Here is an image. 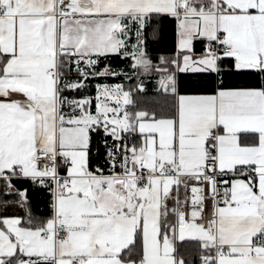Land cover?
<instances>
[{
  "label": "snow or ice",
  "instance_id": "obj_1",
  "mask_svg": "<svg viewBox=\"0 0 264 264\" xmlns=\"http://www.w3.org/2000/svg\"><path fill=\"white\" fill-rule=\"evenodd\" d=\"M0 264H264V0H0Z\"/></svg>",
  "mask_w": 264,
  "mask_h": 264
},
{
  "label": "trees",
  "instance_id": "obj_2",
  "mask_svg": "<svg viewBox=\"0 0 264 264\" xmlns=\"http://www.w3.org/2000/svg\"><path fill=\"white\" fill-rule=\"evenodd\" d=\"M171 46V45H169ZM165 54H171V53H157V55H165ZM118 64H120L121 67H123L127 62H120L116 61ZM145 83H146V91L144 93L138 94L139 99V106L140 107H151L153 106L157 101H159L160 96L159 93L156 91V79L153 76L145 77ZM96 82H102V83H119L122 82L119 78H112L109 80H100V81H92V83ZM126 83L131 84L132 81H127ZM33 195V211L38 216H46L48 215V200L49 196L47 193L43 191H37L32 194ZM38 206V207H37ZM23 214L22 212L20 213Z\"/></svg>",
  "mask_w": 264,
  "mask_h": 264
},
{
  "label": "crops",
  "instance_id": "obj_3",
  "mask_svg": "<svg viewBox=\"0 0 264 264\" xmlns=\"http://www.w3.org/2000/svg\"><path fill=\"white\" fill-rule=\"evenodd\" d=\"M12 98L13 99H23V97H21V96H13Z\"/></svg>",
  "mask_w": 264,
  "mask_h": 264
},
{
  "label": "built area",
  "instance_id": "obj_4",
  "mask_svg": "<svg viewBox=\"0 0 264 264\" xmlns=\"http://www.w3.org/2000/svg\"><path fill=\"white\" fill-rule=\"evenodd\" d=\"M208 218H211V212L208 213Z\"/></svg>",
  "mask_w": 264,
  "mask_h": 264
}]
</instances>
